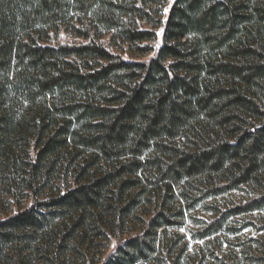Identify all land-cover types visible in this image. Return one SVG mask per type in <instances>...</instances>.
<instances>
[{
    "label": "trees",
    "instance_id": "16d2710c",
    "mask_svg": "<svg viewBox=\"0 0 264 264\" xmlns=\"http://www.w3.org/2000/svg\"><path fill=\"white\" fill-rule=\"evenodd\" d=\"M169 4L0 0L5 262L204 264L264 206V0Z\"/></svg>",
    "mask_w": 264,
    "mask_h": 264
},
{
    "label": "rangeland",
    "instance_id": "374dc122",
    "mask_svg": "<svg viewBox=\"0 0 264 264\" xmlns=\"http://www.w3.org/2000/svg\"><path fill=\"white\" fill-rule=\"evenodd\" d=\"M173 1L174 0H170L168 8ZM161 38L162 29H158L157 41L153 46L155 51H157L162 44ZM153 56L154 52L137 60L149 61ZM260 192L261 190H259V193ZM255 193V188L246 191H235L234 194L228 195L227 203L230 204L231 207L244 204L247 200L251 199ZM24 206L27 208L30 206V202H27ZM1 207L2 204H0V223L17 212L16 208H10L8 210H3L2 208L1 210ZM194 216H198V214ZM196 220H194L195 223L192 222L194 224L189 222L187 225L193 233H196L198 229L203 227L201 222L197 220V223ZM179 233L184 234V231L180 230ZM112 247L113 246L106 251L104 258L111 252ZM189 249L191 252H193V249H196L199 257H202V255L205 256L206 260L204 264H264V206L259 207V209L255 211L228 216L224 229L219 234L202 241H189ZM7 256V252L2 253L0 256V264H17V262H14L15 260H19L17 256H12L11 262H5L4 258ZM27 258L28 257L24 260L23 257L20 258L24 261L23 264H41L38 262L39 258L36 256L32 255L30 258Z\"/></svg>",
    "mask_w": 264,
    "mask_h": 264
}]
</instances>
